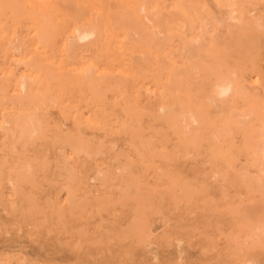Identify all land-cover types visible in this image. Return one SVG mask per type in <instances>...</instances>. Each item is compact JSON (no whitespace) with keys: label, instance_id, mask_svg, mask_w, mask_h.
I'll return each instance as SVG.
<instances>
[{"label":"rangeland","instance_id":"1","mask_svg":"<svg viewBox=\"0 0 264 264\" xmlns=\"http://www.w3.org/2000/svg\"><path fill=\"white\" fill-rule=\"evenodd\" d=\"M62 1L0 0V264H264V233L263 239L256 237V229L250 228L262 196L243 180V173L262 175V170L248 166L244 153L235 150L237 136L230 139L224 133L220 141L212 137L228 113L209 114L191 140L181 133L176 118L180 110L191 112L181 106L182 96L195 94V87L207 89L236 65L244 71L252 64L248 76L257 82V65L264 68V27H250L237 40L227 31L233 27L210 19V14L227 15L226 0H190L194 23L206 25L202 52L186 58L198 64L188 73L180 53L185 44L181 36L196 35L194 26L184 32L182 25L169 28L163 46L154 49L141 38L119 36L115 44L120 47L113 44V52L92 51L87 45L67 56L55 26L66 22L73 7L114 9L127 0ZM246 7L264 22V0H252ZM37 16L43 23L41 39L34 35ZM175 16L179 23L181 15ZM32 56L46 70L44 76L40 70L34 78L24 66ZM76 73L111 77L100 80L101 99L87 84L61 87L60 80L69 81ZM21 75L33 79L35 98L26 107L10 98L17 94L14 87ZM167 77L171 89L161 110L160 85ZM111 81L118 82L120 93ZM41 95L44 103L39 102ZM31 109L38 118L36 132L19 137L14 128L11 135L13 125L4 124L2 114Z\"/></svg>","mask_w":264,"mask_h":264},{"label":"bare ground","instance_id":"2","mask_svg":"<svg viewBox=\"0 0 264 264\" xmlns=\"http://www.w3.org/2000/svg\"><path fill=\"white\" fill-rule=\"evenodd\" d=\"M39 1V0H38ZM54 1V0H53ZM61 1V0H60ZM66 1V0H65ZM64 0L61 2L63 5ZM172 1V2H170ZM179 0H127L123 4L118 5L117 8L114 6V9L107 6L102 7L98 6L96 8H90V10H83V8H72L71 11H69L65 17L66 22L59 23L55 26V35H57L60 38V41L62 40V47L61 50H63L67 56L71 55L73 52H75L76 48L80 47L86 48L87 45L92 46V51L98 50L105 52L110 51L117 41V37L121 36L122 40H135L137 39L139 41L142 40V42L146 43H152L151 48L155 47V45H161L160 43L164 39L166 35V31L169 28L176 27V25H182L184 32L189 27L194 26V32H196V35L193 37H188L182 35L181 37L184 40V45L180 49L181 58L184 62V70L189 73L192 68H195L198 66L194 61L191 59H187L188 57H192L194 55H197L202 50L201 43L203 41L202 35L205 33L203 30V25H206L205 22L201 23H194L195 19L191 17V10L193 9V6L191 5L190 0H186L184 3L182 0V3L179 2V4L176 2ZM220 1V0H219ZM218 1V2H219ZM28 2V0H27ZM92 2V1H91ZM256 3V1H254ZM253 2V3H254ZM10 3V2H9ZM60 3V4H61ZM66 3H68L66 1ZM65 3V5H66ZM113 3V2H112ZM217 3V2H216ZM252 3V0H226V8L228 9L227 15H215L210 14L211 21L216 20L217 25L219 24H225L227 26L233 27V29H230L228 27L227 31L229 33H234L237 37V40L242 36L245 35L246 29H250V27L254 28H263L264 22L262 21L261 17L258 15H255V12L253 9H248L246 6L247 4ZM258 3V2H257ZM3 4V3H2ZM15 4V2H14ZM13 4V7L16 5ZM29 4V3H27ZM33 5V3H31ZM91 4V3H90ZM100 4V1H99ZM103 4V3H102ZM64 5V6H65ZM220 5V3H219ZM67 6V5H66ZM69 6V7H68ZM68 8H70V5L68 4ZM96 6V5H94ZM112 6V5H111ZM55 7V6H54ZM57 7V6H56ZM55 7V8H56ZM72 7V6H71ZM17 8V7H15ZM34 8V6H33ZM60 7H57V9ZM62 8V7H61ZM195 8V7H194ZM35 9V8H34ZM64 9V8H63ZM8 10V9H7ZM6 10V11H7ZM51 10V9H50ZM55 10V9H54ZM62 10V9H61ZM65 10V9H64ZM67 10V9H66ZM4 11V10H3ZM2 11V12H3ZM11 11V9H10ZM18 11V9L16 10ZM14 10V12H16ZM36 11V10H35ZM56 11V10H55ZM60 11V10H59ZM195 11V10H193ZM259 11V10H257ZM8 12V11H7ZM67 12V11H66ZM65 12V13H66ZM207 12V11H206ZM263 12V11H262ZM19 13V11H18ZM21 13V12H20ZM37 13V12H36ZM180 14L181 15V21L179 23H176V20H178L179 17H176L175 15ZM193 13V12H192ZM196 13V11H195ZM198 13V12H197ZM196 13V14H197ZM201 13V12H199ZM6 14V13H5ZM8 14V13H7ZM43 14V13H42ZM195 14V15H196ZM2 15V14H1ZM4 15V14H3ZM64 15V14H63ZM198 15V14H197ZM28 16V15H27ZM30 16V15H29ZM33 16V15H32ZM39 16V14H38ZM36 17L33 19L35 22L36 28L33 26V29L35 28L38 30L34 35L39 37V39L42 38L41 33V26L42 21L40 20V17ZM58 16V15H57ZM179 16V15H178ZM199 16V15H198ZM64 16H62L63 18ZM175 17L177 19H175ZM12 18V17H11ZM23 18V17H22ZM58 18V17H57ZM201 18V17H200ZM203 18V17H202ZM29 19V18H26ZM205 19V18H204ZM203 20V19H202ZM22 20H20V23ZM205 21V20H204ZM210 21V22H211ZM23 22H27L24 21ZM181 22V23H180ZM207 22V21H206ZM209 22V21H208ZM14 23V22H13ZM12 23V24H13ZM17 23V21H16ZM28 23V22H27ZM2 24V23H1ZM11 24V25H12ZM33 25V23H31ZM3 25V24H2ZM14 25V24H13ZM26 25V24H25ZM133 25V29L131 28ZM30 26V25H29ZM120 26H123L124 28L129 26V30L126 29L125 31H120ZM131 26V27H130ZM222 26V25H220ZM226 26V27H227ZM138 29H137V28ZM205 27V26H204ZM21 29V28H20ZM122 30V29H121ZM170 30V29H169ZM172 30V29H171ZM27 31V30H26ZM20 32V31H19ZM18 32V33H19ZM45 32V31H44ZM11 33V31H10ZM21 33V32H20ZM29 33V32H28ZM209 34V33H208ZM5 35V34H4ZM3 35V36H4ZM34 35H32L34 37ZM206 35V34H205ZM20 36V35H19ZM28 36V35H27ZM216 36V35H215ZM24 37V36H23ZM55 37V36H54ZM57 37V38H58ZM120 37V38H121ZM171 37V36H170ZM179 37V36H178ZM229 37V36H228ZM2 38V36H1ZM15 38V37H14ZM35 38V37H34ZM33 38V39H34ZM173 38V36H172ZM4 38H2L3 40ZM38 40V38H36ZM212 38H210L211 41ZM1 40V42H2ZM44 40V38H43ZM57 40V39H56ZM172 40V39H171ZM205 40H207L205 38ZM165 41V40H164ZM163 41V42H164ZM39 42V41H38ZM127 42V41H126ZM136 42V41H135ZM162 42V43H163ZM175 42V41H174ZM5 43V42H4ZM10 43V42H9ZM28 43V42H27ZM31 43V42H29ZM2 45V44H1ZM31 45V44H30ZM59 45V44H58ZM118 44H115V47ZM129 45V43L127 44ZM261 45V44H260ZM22 46V44H21ZM40 46V45H39ZM55 46V45H54ZM60 46V45H59ZM85 46V47H84ZM120 47V43L118 45ZM163 46V45H161ZM204 46V45H203ZM5 47V46H3ZM12 47V46H11ZM25 47V46H24ZM160 47V46H159ZM16 48V47H15ZM19 48V47H17ZM51 48V47H50ZM55 48V47H54ZM88 48L89 50H91ZM127 48V47H126ZM145 48V47H144ZM219 48V47H217ZM4 49V48H3ZM13 49V47H12ZM21 49V48H20ZM23 49V48H22ZM36 48H34V52ZM52 49V48H51ZM86 49V50H88ZM94 49V50H93ZM117 51L118 49L115 48ZM113 49V50H115ZM128 49V48H127ZM210 49V48H209ZM29 50V49H28ZM81 50V49H80ZM85 50V51H86ZM129 50V49H128ZM174 50V49H173ZM263 50V49H262ZM10 51V50H9ZM18 52V49L16 50ZM24 51V49H23ZM84 51V52H85ZM112 51V50H111ZM146 51V49H145ZM113 52V51H112ZM158 52V51H157ZM163 52V51H162ZM173 52V51H172ZM224 52V51H223ZM40 53V52H39ZM57 53V51H56ZM179 53V52H178ZM58 54V53H57ZM93 54V53H92ZM106 54V53H105ZM115 54V53H114ZM140 54H143L140 53ZM155 53H153L154 55ZM201 54V53H200ZM6 55V54H5ZM22 55V54H21ZM20 55V56H21ZM52 55V54H51ZM75 55V54H74ZM107 55V54H106ZM173 55V54H172ZM66 56V55H65ZM203 56V55H202ZM3 57V56H2ZM108 57V56H107ZM142 57V56H141ZM140 57V58H141ZM144 57V55H143ZM59 58V57H58ZM6 59V58H5ZM30 60H27L26 62H23L29 71V73L33 74L35 78V73L41 70L42 72L43 67L39 65L36 62V58L32 56L29 58ZM139 59V58H138ZM162 59V58H161ZM198 59V58H197ZM226 59V58H225ZM180 60V59H179ZM237 60V59H236ZM55 61V60H54ZM60 61V60H59ZM71 61V60H70ZM132 61V60H131ZM140 61V59H139ZM138 61V62H139ZM3 62V59H2ZM73 62V61H72ZM96 62V61H95ZM100 62V61H99ZM109 62V61H108ZM107 62V63H108ZM118 62V61H117ZM163 62V61H162ZM6 63V62H5ZM15 64V62H13ZM240 63V62H239ZM2 64V63H1ZM17 64V63H16ZM101 64V63H100ZM162 64V63H161ZM60 64H58L59 66ZM109 65V64H108ZM132 65V64H130ZM217 65V64H216ZM258 64L256 68V75H257V82L250 81V78L248 76L249 71L247 68L254 67L252 64L245 67L244 71H241L238 66L234 68V71H230L226 77L220 78L216 80L212 85H209L207 89L195 87V94H192L191 96L185 95L182 96L181 106L183 108L190 107L191 112L188 111H178L177 113V122L180 125L179 129L181 130V133L186 137V139L191 140L194 135L197 133L195 130L196 128H201L206 123L209 114L214 113H222L227 112L228 116L227 118L222 121L212 134V137L217 141L223 135L224 133L230 135L231 137H236L237 145L235 147V150L237 152H242L245 155L246 164L250 167H256L260 168L262 170V175L259 174H248L243 173V180L248 184L247 187L257 188L258 192L262 196V206L259 207L255 212H252L254 216L249 214V218L251 219V229H256V237L260 236V238L263 239L262 234L264 233V68L261 67V65ZM43 66V65H42ZM57 66V67H58ZM164 66V65H161ZM219 66V65H218ZM15 67V66H14ZM19 67V66H18ZM131 67V66H130ZM8 68V67H7ZM132 68V67H131ZM19 69V68H18ZM25 69V68H24ZM57 69V68H56ZM108 69V68H107ZM136 69V68H135ZM143 69V68H142ZM146 69V68H144ZM220 69V68H219ZM11 70V68L9 69ZM44 70V69H43ZM58 70V69H57ZM148 70V68H147ZM156 69L152 70L155 71ZM2 71V70H1ZM0 71V72H1ZM46 71V70H44ZM48 71V70H47ZM135 71V70H134ZM133 71V72H134ZM139 71V70H138ZM179 71V70H178ZM182 70H180L181 72ZM13 72V71H12ZM24 72V71H23ZM131 72V73H133ZM164 72V71H163ZM16 73V72H15ZM40 73V72H39ZM38 73V75H39ZM91 73V72H90ZM167 73V72H166ZM136 74V72H135ZM2 75V74H1ZM100 75V74H99ZM107 74L102 77V75L96 77V79L93 77L94 74H89V76H85L84 73H76L74 76H77L75 78H72L71 80H60L56 81L57 83L65 86L74 85H83L87 84L88 90L92 92V95L94 97H99L101 99L102 97V91H101V81L106 78H111L110 76L107 77ZM138 75V74H136ZM141 75V74H140ZM147 75V74H146ZM150 75V74H149ZM153 75V74H152ZM159 75V74H158ZM158 75L156 76L157 80H160L161 77ZM42 76V75H41ZM44 76V74H43ZM73 76V77H74ZM164 76V75H163ZM175 76V75H174ZM18 77V75H17ZM30 76L21 75L16 80L14 89L17 90V94L13 95L11 98L12 102L15 105L24 106L26 107L28 102L35 98L32 93L31 89L33 87V83ZM71 77V75H70ZM151 77V76H150ZM65 78V77H64ZM98 78V79H97ZM139 78V77H138ZM144 78V77H143ZM5 79V78H4ZM15 79V78H14ZM39 79V78H38ZM52 79V78H51ZM56 79V78H55ZM114 79V78H113ZM137 79V78H136ZM142 79V78H141ZM145 79V78H144ZM42 80V79H41ZM40 80V81H41ZM110 80V79H109ZM115 80V79H114ZM140 80V78H139ZM138 80V82H140ZM143 80V79H142ZM169 77L164 78L161 82V89L159 91V100L162 102V105L160 106L161 110H164L165 107V101L167 99V94L170 91L171 87L169 86ZM1 81V80H0ZM14 81V80H13ZM147 81V80H146ZM153 81V80H152ZM9 82V80H8ZM35 82V81H34ZM39 82V81H38ZM37 82V83H38ZM49 82V81H47ZM112 82V81H111ZM148 82V81H147ZM123 83V82H122ZM152 83V82H151ZM154 83V82H153ZM152 83V84H153ZM39 84V83H38ZM110 84H113V86L116 88V91L120 93L119 87L120 85L118 82L114 81ZM109 84V85H110ZM42 85V84H41ZM58 85V84H57ZM123 85V84H121ZM157 85V84H156ZM5 88V85H3ZM127 86V85H126ZM172 86V84H171ZM42 87V86H40ZM39 87V88H40ZM50 87V86H49ZM135 87V86H134ZM38 88V89H39ZM48 88V87H47ZM58 87H56L57 89ZM78 88V87H77ZM81 88V87H80ZM78 88V89H80ZM138 86L136 87V89ZM46 89V88H45ZM59 89V88H58ZM57 89V91H58ZM64 90V89H63ZM87 90V91H88ZM36 91V90H35ZM39 91V90H37ZM56 91V92H57ZM123 91V90H122ZM128 91V90H127ZM135 91V89H134ZM48 92V91H47ZM77 91H75L74 94H76ZM80 91L78 90V94ZM82 92V90H81ZM86 92V90H85ZM130 93L132 92L129 91ZM40 93V91H39ZM49 93V92H48ZM73 93V92H72ZM56 94V93H55ZM76 94V97L77 95ZM128 94V93H127ZM11 96V95H10ZM45 96V95H44ZM41 95L39 102L42 100L44 101L45 97ZM82 96V95H81ZM84 96V95H83ZM82 96V97H83ZM64 97V96H63ZM73 97V96H71ZM142 97V96H141ZM47 98V97H46ZM55 98V97H54ZM68 98V96H67ZM87 98V97H86ZM134 98V97H133ZM132 98V99H133ZM152 98V97H151ZM175 98H177L175 96ZM83 99V98H82ZM136 99V98H135ZM153 99V98H152ZM151 99V101H152ZM9 100V99H8ZM38 100V98H37ZM62 100V99H61ZM77 100V99H76ZM104 100V99H103ZM102 100V101H103ZM177 100V99H176ZM7 101V100H6ZM35 101V100H33ZM59 101V100H58ZM102 102L101 100H99ZM134 101V100H133ZM2 102V101H1ZM53 102V100H51ZM50 102V103H51ZM67 102V101H66ZM108 102V101H107ZM129 102V101H128ZM6 103V102H5ZM10 103V102H9ZM41 103V102H40ZM44 103V102H43ZM61 103V102H59ZM69 103V102H68ZM133 103V102H132ZM180 103V102H179ZM67 104V103H66ZM101 104V103H100ZM103 104V102H102ZM69 105V104H68ZM72 105V104H71ZM34 106V105H33ZM32 106V107H33ZM36 106V105H35ZM52 106V105H51ZM66 106V105H65ZM123 106V105H122ZM155 106V105H153ZM5 107V106H4ZM67 107V106H66ZM65 107V108H66ZM78 107V106H77ZM159 107V106H158ZM36 108V107H34ZM151 108V107H150ZM170 108V107H169ZM2 109V108H1ZM64 109V108H63ZM68 109V108H67ZM88 109V108H86ZM102 109V108H101ZM119 109V108H118ZM126 109V108H125ZM137 109V108H136ZM152 109V108H151ZM84 110V109H83ZM99 110V109H98ZM140 111V110H139ZM138 111V112H139ZM153 111V110H152ZM177 110H174V112ZM59 112V111H58ZM118 112V111H117ZM123 112V111H122ZM170 112V111H169ZM3 113V112H1ZM126 113V111L124 112ZM123 113V114H124ZM17 115H14L12 112H4L2 114L3 117V123L4 124H11V135L14 134L15 129H17V133L19 137H24L26 135H32L36 132L35 130V123L37 121L36 119V113L34 109L27 110V111H19L16 113ZM96 114V113H95ZM93 115L95 117L96 115L101 117L103 114L101 112H98L96 115ZM132 114V113H131ZM139 115V113H137ZM128 115V114H126ZM161 115V114H160ZM43 116V115H42ZM110 116V115H109ZM129 116V115H128ZM156 117V116H155ZM211 117V116H210ZM108 118V117H107ZM65 119V118H64ZM80 119V118H79ZM121 119V118H120ZM40 120V119H39ZM98 120V119H97ZM99 120L102 121V119L99 118ZM118 120V119H117ZM81 121V120H80ZM92 121V120H91ZM94 121V120H93ZM112 121V120H111ZM76 122V121H75ZM113 122V121H112ZM117 122V121H116ZM149 122V121H148ZM216 122V120H215ZM163 123V122H162ZM40 125V124H39ZM110 125V124H109ZM118 125V124H117ZM177 125V124H176ZM4 126V125H3ZM7 126V125H6ZM52 126V125H51ZM89 126V125H88ZM112 126V125H111ZM71 127V126H70ZM147 127V126H146ZM57 128V127H56ZM98 128V127H97ZM10 129V128H9ZM8 129V130H9ZM61 129V128H60ZM65 129V128H63ZM62 129V130H63ZM120 129V128H119ZM82 130V129H81ZM60 131V130H59ZM141 131V130H140ZM179 131V130H178ZM199 131V130H198ZM16 133V134H17ZM57 133V132H56ZM63 133V132H62ZM65 133V131H64ZM71 133V132H70ZM104 133V132H103ZM144 133V132H143ZM155 133V132H154ZM162 134V132H161ZM70 135V134H69ZM1 136V135H0ZM16 136V135H14ZM35 136V135H34ZM11 137V136H10ZM9 137V138H10ZM33 137V136H32ZM108 137V136H107ZM176 137V136H174ZM202 138V137H201ZM66 139V138H65ZM146 139V138H145ZM184 139V138H183ZM10 140V139H9ZM12 140V139H11ZM14 140V139H13ZM37 140V139H36ZM59 140V139H58ZM149 140V139H148ZM61 141V140H60ZM151 141V139H150ZM220 141V140H219ZM48 142V140H47ZM8 143V142H7ZM43 144V143H42ZM60 144V143H59ZM149 144V143H147ZM61 145V144H60ZM126 145V144H125ZM37 146V145H36ZM58 145H56L57 147ZM70 146V145H69ZM76 147V145H74ZM19 147V146H18ZM68 147V146H67ZM214 147V146H213ZM43 148V145H42ZM70 148V147H69ZM77 148V147H76ZM79 148V147H78ZM164 148V147H163ZM215 148V147H214ZM157 149V148H156ZM22 150V149H21ZM30 150V149H29ZM9 151V150H8ZM74 151V150H73ZM72 151V152H73ZM132 151V150H131ZM204 152V151H203ZM202 152V153H203ZM40 153V151H39ZM95 153V152H94ZM6 154V153H5ZM100 154V153H99ZM3 155V154H2ZM124 158L123 154H121ZM139 155V153H138ZM37 156V155H35ZM59 156V155H58ZM94 156V155H93ZM3 157V156H2ZM16 157V156H15ZM21 157V156H20ZM77 157V156H76ZM84 157V156H83ZM139 157V156H138ZM215 157V156H214ZM122 158V159H123ZM216 158V157H215ZM4 159V158H2ZM125 159V158H124ZM142 159V158H141ZM224 159V158H223ZM17 160V159H16ZM55 160V159H54ZM1 161V160H0ZM5 161V160H4ZM64 161V160H63ZM93 161V160H92ZM123 161V160H122ZM227 161V160H226ZM124 162V161H123ZM3 163V162H2ZM57 163V162H56ZM81 163V162H79ZM228 163V162H227ZM55 164V163H54ZM230 164V163H229ZM243 164V163H242ZM121 165V164H120ZM244 165V164H243ZM11 166V165H10ZM60 167V166H58ZM100 167V166H99ZM114 167V166H113ZM121 167V166H120ZM9 168V167H8ZM17 169V168H16ZM47 169V168H46ZM58 169V168H57ZM89 170V169H88ZM1 171V169H0ZM106 171V170H105ZM14 172V171H13ZM26 172V171H25ZM41 172V170H40ZM44 172V171H43ZM61 172V171H60ZM58 172V173H60ZM95 172V171H94ZM241 172V171H240ZM21 175V174H20ZM62 175V173H61ZM95 175V174H94ZM125 175V174H124ZM7 176V175H5ZM14 176V175H13ZM12 177V176H11ZM52 177V176H51ZM59 177V176H58ZM61 177V176H60ZM64 179V178H63ZM84 179V178H83ZM124 179V177H123ZM158 179V178H157ZM30 180V179H29ZM33 180V179H32ZM31 180V181H32ZM43 180V179H42ZM41 180V181H42ZM34 181V180H33ZM169 181V180H168ZM6 182V181H5ZM30 183V182H29ZM165 183V182H164ZM21 184V183H20ZM182 184V183H181ZM180 184V185H181ZM243 184V183H242ZM245 184V183H244ZM133 185V184H132ZM15 186V185H14ZM99 186V185H98ZM122 186V185H121ZM130 186V185H129ZM134 187V186H133ZM161 187V186H160ZM59 188V187H58ZM199 188V187H198ZM134 189V188H133ZM97 190V189H96ZM142 190V189H141ZM251 189L250 191H252ZM65 191V188H64ZM132 191V189H131ZM72 192V191H71ZM129 192V190H128ZM138 195V194H136ZM145 195V194H144ZM259 195V194H258ZM140 196V195H139ZM187 196V195H186ZM54 198V197H53ZM37 200V199H36ZM246 200V199H245ZM20 201V200H19ZM2 202V201H1ZM261 202V201H260ZM66 203V202H65ZM147 203V202H146ZM25 204V203H24ZM47 204V203H46ZM98 206V205H97ZM244 206V204L242 205ZM248 207V206H247ZM68 208V207H67ZM243 209V208H242ZM248 209V208H247ZM59 210V209H58ZM65 210V209H64ZM240 211V210H239ZM249 210H247L248 213ZM236 212V211H235ZM238 212V211H237ZM242 212V211H240ZM246 213V211H244ZM243 212V213H244ZM246 213V214H247ZM251 213V212H249ZM121 214V213H120ZM88 215V214H87ZM238 215V213H237ZM241 215H243L241 213ZM240 215V216H241ZM43 216V215H42ZM247 216V215H243ZM251 216V217H250ZM233 218V217H232ZM243 218H241L242 220ZM248 219V218H247ZM240 220V221H241ZM57 221V220H56ZM114 221V220H113ZM244 221V220H243ZM242 222V221H241ZM67 224V223H66ZM250 225V222H248ZM54 226V225H53ZM246 226V225H245ZM56 227V226H55ZM249 226H247L248 228ZM53 229V228H52ZM252 231V230H251ZM57 232V231H56ZM254 236V237H255ZM255 237V238H256ZM253 238V239H255ZM260 238H258L260 240ZM256 240V241H259ZM262 241V240H261ZM64 245V244H63ZM67 247V246H66ZM68 248V247H67ZM72 248V247H71Z\"/></svg>","mask_w":264,"mask_h":264}]
</instances>
